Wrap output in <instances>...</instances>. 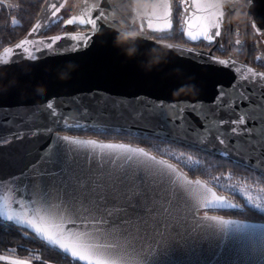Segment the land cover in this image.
<instances>
[{"label":"snow or ice","instance_id":"1","mask_svg":"<svg viewBox=\"0 0 264 264\" xmlns=\"http://www.w3.org/2000/svg\"><path fill=\"white\" fill-rule=\"evenodd\" d=\"M200 11L193 5L189 19L201 28L200 35L211 42L221 33L216 30L208 34L207 28L199 23ZM56 15L55 11L52 12L53 17ZM103 18L101 10L97 11L96 18L88 16L78 21L75 18L65 21L66 24L79 23L91 28L86 36L68 37L78 41L71 45L73 51L88 46L91 35L103 27L100 23ZM148 26L151 28V21ZM211 27L218 29L219 25L212 24ZM252 27L257 32L262 31L254 23ZM39 28L40 25H36L29 35L35 34ZM187 37L192 41L200 38L192 31L187 32ZM61 39V36L50 38L47 49H52ZM25 43L28 41L21 42L17 48H23ZM32 43L43 45L46 42L39 40ZM11 51L5 50L6 53ZM40 51L41 48L35 49V52ZM28 58L34 61L38 57L29 52ZM213 62L223 66L230 63L218 59ZM247 71L251 73V78L241 76L232 85L231 92L220 87L216 99L207 108L199 102L171 103L169 107L175 110V115L169 126L180 133V140L188 141L190 146L206 145L214 138L216 143L211 146L215 148L218 144L217 151L221 155L242 157L241 162H252L259 168L264 165V83L257 84V78L264 79V73L254 72L251 68ZM241 80L247 83H241ZM96 105L102 106V110L108 108L103 99ZM163 107L152 103L140 107L114 102L111 110L120 114L128 112L136 119L159 115L168 123ZM221 112H228L235 118L221 119ZM192 116L200 123L192 120ZM37 117L52 118V123L63 120L54 104L48 102L42 108L20 116L19 123L24 124ZM6 123L13 122L8 118ZM224 125L228 127L224 128ZM46 130L49 133L52 131L50 128ZM39 134V129L31 133L18 130L9 135L7 141L0 137V145L23 139L25 135ZM28 155H35V159L19 175L7 178V182L17 185L27 181L34 195L47 204V210L41 214V210L37 209L33 215L26 211L25 198H13L12 189H9L7 195H0V217L70 254L76 264H176L170 256L181 242L193 255L202 254L185 264H238L236 260L227 259V254L233 251L242 255L254 252L256 230L264 229L261 224L225 219L203 211L247 206L264 216V202H257L245 190L237 193L244 199L243 205L229 203L226 197L216 195L211 188L203 192L194 190L192 185H199V180H189L176 165L166 159H158L144 148L53 136L46 146ZM183 155L180 154L181 157ZM170 158L180 161V157L174 154ZM187 160L191 161L192 157L188 156ZM3 183L4 180L0 179V187ZM17 195L20 193L17 192ZM10 202L19 209L12 214L8 212ZM32 202L36 203V200ZM201 211L203 215L199 214ZM230 241L241 247H229ZM259 241L261 264H264V232L260 233ZM213 244L214 248L210 247Z\"/></svg>","mask_w":264,"mask_h":264},{"label":"water","instance_id":"2","mask_svg":"<svg viewBox=\"0 0 264 264\" xmlns=\"http://www.w3.org/2000/svg\"><path fill=\"white\" fill-rule=\"evenodd\" d=\"M67 1L45 0L38 17L26 36L0 52V137L7 141V137L18 130L24 133H31L37 129L40 131L39 135H25L23 139H14L10 143L5 142L0 145V179L4 180L3 186L0 187V195H7L9 189H12L13 198H25V203L28 206L26 211L33 215L37 209L41 210V214L46 212L47 204L34 195L32 188L27 186V181L12 185L7 182V178L19 175L26 165L35 159V155L29 156L28 153L35 154V151L46 146L53 136H70L82 140H96L101 143H123L131 147L143 148L131 143L105 141L70 133V131L89 128L118 129L154 135L221 156L264 176V165L257 168L252 162L247 164L241 162L242 157H235L231 154L221 155L217 151V148L220 147L218 144L215 148L211 146L216 143L214 138L210 139L206 145L190 146L188 141L180 140V133L174 132L169 126L175 115V110L169 107L171 103L178 101L199 102L207 108L216 99L220 87L231 92L232 85L241 76L251 78V73L247 71L248 68L257 73H264L250 65L248 59L245 61L236 59L231 48L233 16L238 7L243 4L247 5L249 14H252L259 23H264V0H254L251 3L249 0H187L183 31L185 39L192 45L161 40L149 35V33L155 35L170 33L174 30L173 0H80L76 10L65 21L73 18L78 21L80 18L88 16L96 18L97 11L101 10L104 13V18L100 22L103 27L91 35L88 46L79 47L75 51L72 50L71 45L78 41H73L68 37L86 36L91 32L90 26L64 22V26L78 25L85 30L65 31L48 36L41 35L45 26L54 18L52 12L55 11L57 15L61 13L67 5ZM193 5L201 9L198 13L199 23L202 27L207 28L208 34L211 35L216 30L221 33L220 36L213 37L211 42L200 35L201 28L197 27L195 21L189 19L193 13ZM228 15L231 27L228 42L229 55L222 57L216 54L214 49L224 36ZM149 21H151V28L148 26ZM212 24H218L219 28L211 27ZM36 25H40V28L30 36V31ZM135 28L138 29L137 32L132 30ZM159 29L163 31H159ZM188 31L199 35L200 38L196 41L188 39ZM118 34H130L134 39H130L124 44H117ZM56 36H61L62 39L57 41L52 49H47L46 45L50 42V38ZM39 40H44L46 43L43 45L32 43ZM23 41H28V43H25L23 48H17V45ZM200 42L215 45L210 49L195 45ZM37 47L42 51L35 52ZM6 49L12 51L6 53ZM130 49L132 50L131 55L128 54ZM186 49H192V51L189 52ZM29 52L34 53L38 58L34 61L29 59ZM217 59L229 61V66L214 63L213 61ZM240 82L247 83L243 80ZM262 83H264V79L257 78V84ZM38 87L43 88L42 94L37 91ZM101 99L107 103V109L102 110V106L97 107L96 102ZM48 102L53 103L57 112L62 115L61 122L52 123V118L40 119L37 117L24 124L19 123L20 116L30 114L33 109L42 108ZM114 102L140 107H143L145 103L163 105V112L166 113L168 123L159 115L136 119L128 112L120 114L118 111L111 110ZM189 115L191 114L189 113ZM8 118L13 123H6ZM219 118L235 117L230 116L228 112H221ZM192 120L197 124L200 123L195 116H192ZM227 127L228 125H224V128ZM48 128L52 130L51 133L46 130ZM157 158L161 159L162 157L157 156ZM169 163L176 165L189 180L200 181L199 185H192L194 190L203 192L206 188H211L216 195L226 197L229 203H234L227 194L219 192L204 179L193 178L176 163L172 161ZM49 166L56 167V165ZM26 188L27 190H25ZM17 192L20 193L19 196ZM208 198L211 200V193L208 194ZM33 200H36V203H33ZM18 210L11 202L9 203V214ZM210 210L227 211L231 209H205L203 211ZM203 211L199 214L203 215ZM222 217L264 225V221ZM0 219L3 220L2 217ZM261 232H264V229L256 230V250L254 252L242 255L233 251L227 254V259L236 260L238 264H261L259 251ZM214 246L213 244L210 247L214 248ZM228 246L231 248L241 247L232 241ZM59 250L63 252V250ZM67 255L70 256V254ZM197 255L202 254L198 252L193 255L188 251V247L181 242L170 259L176 264H185L190 259L195 260ZM80 263L84 264V262Z\"/></svg>","mask_w":264,"mask_h":264},{"label":"trees","instance_id":"3","mask_svg":"<svg viewBox=\"0 0 264 264\" xmlns=\"http://www.w3.org/2000/svg\"><path fill=\"white\" fill-rule=\"evenodd\" d=\"M79 1V0H78ZM45 0H28L29 4V13L33 14L35 17L41 8ZM174 4V19H175V28L170 33L157 34V38L161 40H167L177 43H186L190 44L184 36V15L186 12V5L183 0H173ZM63 16V15H62ZM61 17V16H60ZM65 17V16H64ZM64 18L57 19L56 21L47 25L46 31L44 33L54 34L63 30ZM201 46L203 44H195ZM73 135H84V136H95L105 141H118L126 142L131 139L135 145L146 147L153 143L154 141L171 143L174 145L191 148L199 152L201 155L206 158H212L216 163L211 164V162L205 161L204 164L200 165L197 169L190 170L189 173L196 177H202L208 179L209 177L215 176L217 174H224L231 172L233 177L231 179H238L242 175L258 176L264 180V176H261L259 173L250 170L249 168L242 166L240 164L234 163L231 160L223 158L221 156L205 152L193 147H188L173 141L165 140L163 138L146 135L142 133H135L132 131L118 130V129H97L89 128L86 130L79 131H70ZM139 143V144H137ZM232 169V170H229ZM236 202L234 203L243 205V199L239 196L234 197ZM208 213L213 214H228L229 216L241 219H263L258 212L246 206L240 209H231L227 211H216L210 210ZM7 251H14L16 254L21 256H34L35 264H76V261L72 259L71 256L63 253L59 249L48 245L46 242L37 238L33 233L26 232V230L20 229L19 226L6 222L0 219V253ZM5 264V263H0ZM81 264V263H80Z\"/></svg>","mask_w":264,"mask_h":264},{"label":"flooded vegetation","instance_id":"4","mask_svg":"<svg viewBox=\"0 0 264 264\" xmlns=\"http://www.w3.org/2000/svg\"><path fill=\"white\" fill-rule=\"evenodd\" d=\"M74 2H76V5L75 8L72 9L71 13H69L65 17L62 16L63 12L70 3V0H68L67 5L64 7L62 12L51 19L48 24L60 18H64L65 22V20L76 10L77 6L80 3V0H74ZM41 8L39 9L37 15L33 17L34 13H29L28 0H0V52L5 47L15 44L26 36V34L33 26L36 18L38 17ZM229 19L230 17L228 15L225 23L224 36L214 49L215 53L222 57H227L229 55L228 42L231 29ZM13 20L16 21L15 24L12 23ZM253 23L262 31L257 32V30L252 27ZM47 25L42 31L41 35L43 36L52 35L44 33V31H46ZM78 30H85V28L79 27L78 25H68L64 26L62 31L54 34L65 31ZM132 30L134 32L138 31V29L136 28ZM232 30L233 41L231 48L233 56L240 61H245L248 59L250 65L264 72V23H259L258 21H256L254 16L252 14H249V7L243 4L238 7L233 16ZM149 35H151V37L153 38H157V36H153L154 34L149 33ZM237 41H239V43H237ZM200 44L203 45L199 47H203L206 49H210L215 45L208 44L206 42H200Z\"/></svg>","mask_w":264,"mask_h":264},{"label":"rangeland","instance_id":"5","mask_svg":"<svg viewBox=\"0 0 264 264\" xmlns=\"http://www.w3.org/2000/svg\"><path fill=\"white\" fill-rule=\"evenodd\" d=\"M183 2L187 6V0H183ZM75 5H76V2H74V0H70L68 7L63 12V16H67L69 13H71L72 9L75 8ZM80 136H84V135H80ZM85 137H95V136H85ZM133 142L136 143V141H133L131 139L126 141V143H131L135 145V143ZM143 148L147 149L148 151L154 153L155 155L159 157H162L164 159H167L169 161L176 163L179 167H181L186 173H188L193 178H196V176H193L192 174H190L189 173L190 170H194V168L197 169L200 165L204 164L205 161L211 162V164L216 163L215 161H213L212 158H206L205 156L201 155L199 152L195 150H192L191 148H186V147L174 145L171 143H163V142L154 141L153 143H150L147 146V148L146 147H143ZM181 153L184 154L182 157L180 156ZM173 154L176 157H180L179 162L175 158H170L173 156ZM188 156L192 157L191 161L187 160ZM229 170H232V169H229ZM232 175L233 174L231 172H227L224 174H217L215 176L209 177L208 179H204L202 177H199V178H202L208 183H210L211 185H213L215 188L219 190V192L227 194L230 197V199L235 202H236V199L234 198L235 196H239L241 198V196L237 194L240 190H245L249 192V194L253 198L257 199V202H264V180L262 178L258 176L249 177L248 175L244 174L238 177V179H231L234 176ZM244 203L245 201L243 202V204ZM220 215L226 216V217H232V216H229L228 214H220ZM260 216L263 219H249V220L264 221V216L262 215ZM34 261H35L34 256H30V255L21 256V255L16 254L14 251H7L4 253H0V263L35 264Z\"/></svg>","mask_w":264,"mask_h":264},{"label":"clouds","instance_id":"6","mask_svg":"<svg viewBox=\"0 0 264 264\" xmlns=\"http://www.w3.org/2000/svg\"><path fill=\"white\" fill-rule=\"evenodd\" d=\"M130 39H134V37L131 36L130 34H118L116 42H117V44H124ZM131 53H132V50L130 49L128 54L131 55ZM37 91L42 94L43 88L38 87Z\"/></svg>","mask_w":264,"mask_h":264}]
</instances>
